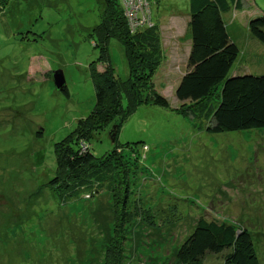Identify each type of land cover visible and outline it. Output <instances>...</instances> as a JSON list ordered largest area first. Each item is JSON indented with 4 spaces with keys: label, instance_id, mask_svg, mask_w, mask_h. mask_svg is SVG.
Wrapping results in <instances>:
<instances>
[{
    "label": "rangeland",
    "instance_id": "rangeland-1",
    "mask_svg": "<svg viewBox=\"0 0 264 264\" xmlns=\"http://www.w3.org/2000/svg\"><path fill=\"white\" fill-rule=\"evenodd\" d=\"M151 1L147 12L159 25L163 56L154 85L171 106L142 105L122 124L118 143L140 142L139 154L122 146L117 175L128 174L125 185L117 177L115 193L95 188L90 195L74 186L72 198L50 185L54 148L94 108L90 64L98 53L88 34L100 23L102 4L0 0V264H105L123 227V264H173L201 217L249 230L264 264V129L212 135L208 124L178 113L176 88L191 51L190 0ZM243 3V12L225 16L235 21L231 34L264 13V0ZM110 51L116 75L127 79L120 44L112 41ZM241 67L264 75V52L238 60L233 73ZM57 71L69 97L54 84ZM113 125L90 142L99 158L116 146Z\"/></svg>",
    "mask_w": 264,
    "mask_h": 264
},
{
    "label": "trees",
    "instance_id": "trees-1",
    "mask_svg": "<svg viewBox=\"0 0 264 264\" xmlns=\"http://www.w3.org/2000/svg\"><path fill=\"white\" fill-rule=\"evenodd\" d=\"M100 2V23L88 34L98 53L90 64L95 105L54 148L55 178L50 185L65 189L72 198L79 191L76 186L81 187L82 193L87 189L90 195L95 188V193L103 190L115 193L118 180L125 185L128 174L117 175L125 163L122 146L132 155L139 154L136 146L140 142L120 145L117 139L122 124L142 105L165 109L171 106L154 85L156 72L163 62L161 42H158L161 38L157 35L159 25L132 23L122 0ZM149 2L151 9L152 1ZM243 4V0H190L191 51L176 88V98L181 103L177 111L208 124L205 130L212 135L264 129V75L247 74V71L233 73L241 51L228 33L225 16L234 8L242 11ZM248 30L264 46V13L250 18ZM112 41H117L124 52L127 79L116 75L110 51ZM62 92L70 96L67 87ZM112 124L116 137L114 130L110 129L109 134L116 146L99 158L90 148V142ZM37 137L42 138L43 133H37ZM117 234L106 250L105 264L124 263L125 227L122 234ZM212 258L218 262L214 264H261L249 230L201 217L180 246L173 264H212L209 262Z\"/></svg>",
    "mask_w": 264,
    "mask_h": 264
},
{
    "label": "crops",
    "instance_id": "crops-1",
    "mask_svg": "<svg viewBox=\"0 0 264 264\" xmlns=\"http://www.w3.org/2000/svg\"><path fill=\"white\" fill-rule=\"evenodd\" d=\"M241 13L243 11H236V13ZM237 15H234L235 19H236ZM233 21V20H232ZM226 22V20H225ZM248 22L247 21V25H246V30L245 31H241V33H236L233 32V34H231L229 31L228 33L230 34L231 39L239 46L240 48V57H239V62H242V58L244 56H250V54H253L255 50L264 52V47L261 45V43L256 40L255 38H253V36L250 34L249 30H248ZM235 24L234 22H226V26H227V30L229 29V26H233ZM239 34H241V37H239ZM242 35H244V38H242ZM190 46H191V40H190ZM237 64V63H236ZM244 67H241L240 69H237L234 71V74L236 72L238 73H242L244 72L243 70Z\"/></svg>",
    "mask_w": 264,
    "mask_h": 264
},
{
    "label": "built area",
    "instance_id": "built-area-1",
    "mask_svg": "<svg viewBox=\"0 0 264 264\" xmlns=\"http://www.w3.org/2000/svg\"><path fill=\"white\" fill-rule=\"evenodd\" d=\"M127 17L132 23L145 25L151 23V15L147 12L149 4L147 0H122ZM150 9V8H149Z\"/></svg>",
    "mask_w": 264,
    "mask_h": 264
},
{
    "label": "water",
    "instance_id": "water-1",
    "mask_svg": "<svg viewBox=\"0 0 264 264\" xmlns=\"http://www.w3.org/2000/svg\"><path fill=\"white\" fill-rule=\"evenodd\" d=\"M53 80H54V84H55L57 90H59V91H63L64 88L67 86L62 71L54 72L53 73ZM113 130H114L113 136H116V128L113 127ZM113 142H115V139H113Z\"/></svg>",
    "mask_w": 264,
    "mask_h": 264
}]
</instances>
